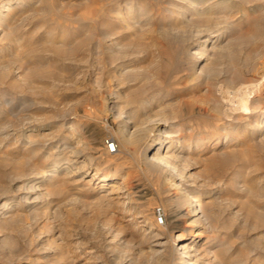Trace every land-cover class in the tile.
Segmentation results:
<instances>
[{
  "label": "rangeland",
  "instance_id": "rangeland-1",
  "mask_svg": "<svg viewBox=\"0 0 264 264\" xmlns=\"http://www.w3.org/2000/svg\"><path fill=\"white\" fill-rule=\"evenodd\" d=\"M192 1L11 0L2 6L0 237L8 230L16 234L19 253L5 255V249L0 248V264H131L153 244V237L136 226L141 218L158 225L170 241L181 232L171 220L175 203L168 199L172 190L164 179L167 172L148 169L140 162L139 153L138 158L128 156L118 139L121 119L141 113L137 103L126 104L127 99L142 97L151 100L148 108L153 110L147 113L159 112L167 120L153 127V138L170 125L181 141L195 137L197 129L192 130L191 124L208 134V139L198 143L199 147L208 145L207 151L195 148L186 155V163H177L183 184H190L200 196L206 211V233L214 237L211 252L207 246L201 247L206 249L203 264H264V128H260L264 124L260 122L264 120V86H259L251 108L233 115V119L228 116L231 120L223 124L209 110L207 114L197 112L207 96L215 95L213 80L205 83L188 75L194 64L199 70L201 64L210 61L188 52L199 49L205 37L211 39L219 33L212 38L215 49L207 51L212 60L217 59L216 68L222 72L218 80H232L236 70L235 81L255 85L256 65L264 60V38L257 39L259 30L264 34V0H208L209 11L219 22L201 25L203 34L198 38V27L188 26L196 18L195 10H190ZM9 17L17 28V41L6 29ZM46 32L82 46L71 53L56 54L44 42ZM32 36L35 39L31 40ZM36 60L52 72L31 75L28 67ZM176 109L178 113H174ZM172 119L175 123L169 122ZM73 121L85 138L84 155L78 159L49 145L46 149L36 143L25 147L29 138L46 135L48 140L57 139L69 131L66 126ZM65 122L66 126L60 125ZM229 126L240 133H229V141H224L219 132L229 131ZM107 140L115 143V152L108 154L103 148ZM13 144L16 147L8 149ZM67 157L74 160L70 162L75 172L72 175L61 164ZM90 157L91 166L86 170L84 164ZM55 162V175L46 177L39 190L26 192L41 168L45 170ZM95 167L99 175L117 183L125 177L123 183L132 203H123L126 200L117 198L118 193L111 195L109 183L98 188L96 178L87 181ZM33 196L38 200L26 207L25 199ZM211 200L218 203L219 221L208 230ZM133 204L142 217L128 215L124 207ZM156 207L164 212L163 223L154 215ZM179 208L181 213L187 209L184 204ZM12 237L9 242L14 241Z\"/></svg>",
  "mask_w": 264,
  "mask_h": 264
},
{
  "label": "bare ground",
  "instance_id": "bare-ground-1",
  "mask_svg": "<svg viewBox=\"0 0 264 264\" xmlns=\"http://www.w3.org/2000/svg\"><path fill=\"white\" fill-rule=\"evenodd\" d=\"M2 1H1L2 6H4L6 3L11 2V0H2ZM198 1H200V0H193L192 1L193 3L190 4L191 5L190 8H193L190 10H192V11L195 10L194 13H195L196 18L194 20H191V21L189 20L190 22L187 21L189 27L190 26L191 27H198L197 32L195 34V36L197 38L203 34V32H202L203 29L199 28L201 25L208 26V24H211V23L217 24V22H219V21H215L214 16H213L214 14L212 15L211 12L209 11L208 3H210V2H208V0H203V1L201 0V2H198ZM244 1L246 3L251 2V1L256 3L255 2L256 0H244ZM203 4H204V6L202 7ZM2 6H1V8H2ZM1 8H0V11H1ZM219 12H220V10H219ZM15 13H17V12L15 11ZM222 13H224V12H222ZM7 14H9V13H7ZM127 14H129V12H127ZM226 14L228 15V13H226ZM14 18H15V16H14ZM0 20H1L0 23L2 25L3 20L2 19H0ZM4 20L6 21V19H4ZM9 21H10V17L8 18V24H7L6 29H8V33L11 35V37H13L15 39V35H16L15 31L17 28L14 25V23H12V22L10 23ZM223 24H225V23H223ZM3 25H5V24H3ZM37 31H39V30H37ZM79 31H80V29H79ZM49 32H46V37H45V39L44 38L43 39H44V42L46 43L47 47L50 50H52L53 52H55L56 54L68 53V52L71 53L75 50L80 49V47L82 46L80 44L78 45V44L73 43L71 41L65 42V41H63L62 36H60L59 38H54L53 37L54 34L52 35ZM258 33H259V36L257 37V39L260 40L261 38H264V36H260L262 34V30H259ZM17 34L19 35V33H17ZM218 34L219 33L213 34L212 36L216 37V36H218ZM262 35H264V34H262ZM34 37H36V36H32L30 39L32 40V38H34ZM212 38L209 39V37H205L204 39H202L200 41L199 47H198L199 49L195 48L194 52H191V53L188 52V54H190V55H198L199 59H203L205 57H206V59L207 58L210 59V61H206V62H209V64H205V63L201 64V66H199V70H197L194 67V65H195L194 64L193 67H191V69L189 70L188 75H189V77H191V79H196V80H203L204 79L205 83H206V80H208V79L213 80L212 85H213V88L215 91V93H214L215 95H210V97L207 96L205 98V100L202 101V104L204 106L199 107L197 112L199 113V111L201 110V112L207 114L208 110H209L213 113V115L216 117L217 120H220L224 124L225 120H231V119H229L230 117H228V116H231V118L233 119L234 118L233 115H235V114L238 115L240 111L245 110L248 107L251 108L252 103H254L253 98H255L257 96V91L259 92V89H260L259 86H264V60H260L259 65L258 66L256 65L257 77L256 76H254V77H256L257 80L255 81L256 82L255 85L249 86V85H246V81H245V84H241L243 82L240 80L235 81L234 79L238 76V72H239L236 70L233 71L234 76L231 75V77H234L232 80L231 79L228 80L226 78L218 80L217 77L220 74L222 75V72L216 68L217 59L212 60L213 59L212 56H209V54H211V53L207 52L209 50L215 49V45H217V44H214L212 42V41H214ZM69 39H71V38H69ZM262 44H264V43H262ZM256 56H258V55L256 54ZM214 57H216V56H214ZM221 59H223V58H221ZM262 59H264V58H262ZM38 60L31 62L30 66L28 67L29 73L31 75H36V76L37 75H42V76L44 75L45 76L46 74H50V72H52V71L49 69H46L44 67L42 68L41 63ZM249 60H250V58H249ZM221 70H224V69H221ZM251 87H253V88H251ZM262 92H264V91H262ZM150 101L151 100L148 101L146 97H142L140 99H127L126 104L127 103L131 104V103L136 102L137 107H138V111H140L141 113H140V115L139 114L136 116L134 115V117L127 116L126 118L121 119V121H120V127L121 128L119 130L118 139L120 141V144L126 149L128 156H130V157L135 156L136 158H138V153H139L141 155V157L139 158L140 162H143L147 166L148 169L153 170L154 168H161L162 170L167 172L168 177H166L164 179L166 180L168 188L172 190V194L170 196H168V199L171 203H175L174 207L171 208V210H170L171 220L173 223H177L179 225L176 227L179 228L181 232H178L177 234H175L174 240L170 241V238L168 239L165 236L164 231H160L157 228L158 225L152 226L148 223V221H146V219L144 217H143V219L141 218V220L139 222H137L138 224L136 226L139 228L138 230L147 231L146 233H149L153 237V244H151L146 250L141 251L140 256L137 259H133L131 261L132 262L131 264H175L176 260L179 261L176 264H203L204 260H202V258H203L202 252H203V250L205 251L206 249L201 248V247L207 246L208 247V249H207L208 253L211 252L210 248H211V245H213V238L214 237L212 235H210L209 233L208 234L206 233L207 232V230H206L207 229L206 228L207 222L205 221V219H206L205 212L206 211H205L204 206L201 203L200 196L194 192V190L191 188L190 184H183V182L181 181V180H183L182 174H181V171H179V169L177 168V163H186L185 162L187 159L186 155L188 154V156H189L190 153H192V151L195 148H197L199 151L200 150L207 151L206 148H208V145L205 147H199L198 143L200 140L208 139V134H202L201 131L197 127H195V126H193V124H191L192 130L197 129L195 132L196 133L195 137L193 136L194 138L192 137L191 139L181 141V140H179L178 133H176V131H175V127L170 125V126L164 127L165 129L159 130L158 133L156 134V136L153 138L151 135V131H152L153 127L155 125H159V124L162 125L167 120L165 119L163 114H161L159 112H152V113L146 112V110L150 109V108H148L151 106ZM134 107H135V105H134ZM135 108H134V111H135ZM158 108H160V106ZM193 109H194V107H193V105H191L190 106V112H192ZM258 109L260 110V108H258ZM136 110H137V108H136ZM155 110H156V108H155ZM173 111H174V113H175V111H177V113H178L177 109L173 110ZM261 112H264V110H262ZM121 114H122V112L120 111L119 112V118H120ZM134 114H135V112H134ZM223 118H224V120H222ZM235 120H233V121H235ZM73 122H69V124L67 126L65 125L67 122H65L64 124L63 123L60 124L61 126L65 125L66 129H68L69 131H67L65 134H62L60 137H57V139L54 137V138H51L50 140H48V139H46V135H42L41 139L29 138V139H27V142L25 141L27 143V146H25V147H30L36 143V144H40L41 145L40 147L42 149H46V147H49V146L51 149L52 148H56V149L59 148L60 151L67 154V156L77 157V159H78L80 156L84 155L83 144H85L84 143L85 138H83V136H82L84 134L81 135L78 133L77 128H76L77 127L76 123L75 122L73 123ZM169 122L175 123V119H172ZM260 122H264V120H260ZM130 124L133 126L131 129H130ZM186 125H190V122ZM259 125L260 124H258L257 126H259ZM156 127L160 128V126L159 127L156 126ZM232 127H230L229 131H227V132L226 131H220L219 136H224V138H226V137H229L228 136L229 133H232L234 135L237 132L240 133V131H238V129L235 131ZM260 128H264V124H261ZM55 140L57 142H59L56 144V146H54L52 144L53 141H55ZM227 140H228V138H226L224 141H227ZM112 146H113V148L110 149L105 142L103 148H105L107 153L109 154L110 152L112 153L113 151L114 152L116 151L115 143H113ZM14 147H16V144H13L8 149H13ZM185 147L188 148L187 151H184ZM28 155H29V153H28ZM109 157H107V158H109ZM91 159H93V158H91V157L88 158L86 161V164H84L87 167L86 170H88L91 166L89 164L90 162H92ZM71 161H74V160L73 159L70 160V157H67L66 160H62V162H61V164H64L63 169H65L66 172L71 173L70 175L75 173V172H72L73 170H72V168H70V162ZM56 163L57 162L51 163V164L49 163L50 167L48 166V168L46 169L45 168L46 166H45L44 167L45 170L43 168H41V171L39 170L40 172L37 173L36 178L34 180H32V182L28 186L26 192L31 193V192H35V191L39 190L42 187V186L40 187L41 183L43 181L48 180L46 177L54 176L55 171L58 170L57 169L58 166ZM68 173L67 174L65 173V174L68 175ZM95 178L97 179V182H99L98 188H101L104 184L109 183V186H111L109 193L111 195H112V193H116V194L118 193L117 195H119V196L116 195L117 198H123L126 200V202L122 201L123 203H128V204L132 203V202H130V199H132V197L131 198L129 197V192L126 191L125 183H123V180H125V177L124 178L122 177L123 178V179H121L122 181L117 183V181H113V179L112 180L108 179V177L105 174L99 175L98 174V168L95 167L94 171L90 174V178H87V181H91ZM94 189L95 188L90 189L89 192L93 191ZM25 200H26L25 206L28 207L30 204H33L38 200V196H33V197H30V198L25 199ZM180 204H184L185 208H187L185 210V212H183V213H181V209L179 208ZM217 204L218 203H216L215 200H211L208 203V217L212 220V223L207 225L208 230H209V228H215L216 226L213 223H216L219 221V218H218L219 215H218V211L216 209ZM134 205L135 204H133L132 206L128 205V209H126L124 207V209L127 210L128 215L132 216V217H135L137 215V213L140 211L139 210L137 212L138 208L136 207L137 208V210H136ZM29 213H30V211H29ZM13 214L15 215L16 213H13ZM2 217L4 219V217H6V216L2 215ZM136 217H142V216H140V214H139ZM128 218L129 217H127V219ZM5 223H7V222H5ZM136 226H135V228H137ZM3 228H5V227H3ZM15 229H16V227H15ZM15 229H12V230L17 233L18 231ZM184 231H187V232H184ZM142 235H143V233H142ZM12 236L14 237V239H13L14 241L9 242V241H11V240H9V238ZM17 240H18L17 235L11 234V230L10 231L8 230V232L6 231L1 235V237H0V248L3 247L5 249L4 250L5 252H3L5 255H10V256L18 255V253H19L18 249L19 248L16 245ZM220 247H221V245H220ZM207 251L205 253H207ZM30 260H32V259L30 258Z\"/></svg>",
  "mask_w": 264,
  "mask_h": 264
},
{
  "label": "built area",
  "instance_id": "built-area-1",
  "mask_svg": "<svg viewBox=\"0 0 264 264\" xmlns=\"http://www.w3.org/2000/svg\"><path fill=\"white\" fill-rule=\"evenodd\" d=\"M113 143H114L113 141H109V140L106 141V144L108 145V147L110 149L113 148V146H112ZM154 215H155L156 219L159 220L160 223L163 222L164 212H163L161 207L155 208Z\"/></svg>",
  "mask_w": 264,
  "mask_h": 264
}]
</instances>
